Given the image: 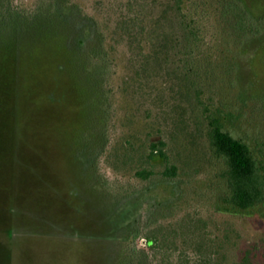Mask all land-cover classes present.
<instances>
[{
    "label": "rangeland",
    "instance_id": "rangeland-1",
    "mask_svg": "<svg viewBox=\"0 0 264 264\" xmlns=\"http://www.w3.org/2000/svg\"><path fill=\"white\" fill-rule=\"evenodd\" d=\"M6 1L33 15L0 0V264H264V203L222 200L209 139L218 120L264 166V34L181 0L189 73L176 0Z\"/></svg>",
    "mask_w": 264,
    "mask_h": 264
},
{
    "label": "trees",
    "instance_id": "trees-1",
    "mask_svg": "<svg viewBox=\"0 0 264 264\" xmlns=\"http://www.w3.org/2000/svg\"><path fill=\"white\" fill-rule=\"evenodd\" d=\"M2 3L1 11L4 15H11L12 12L18 14L21 21H28L31 19L33 13H29L14 8L4 0ZM223 17H227L228 22L232 25L235 32L242 35H258L264 34V10L262 15L255 16L251 9L252 0H219ZM181 0H176L177 5V19L180 24L181 35L180 38L184 41L183 49L178 51L187 58L186 63L182 70L193 72L192 59L198 55L199 44L198 40L201 38L198 33V27H194L191 23L187 22L186 16L182 12ZM229 14V16H228ZM169 54V51H167ZM108 55L107 52L99 51L94 55L104 56ZM166 54V55H167ZM168 56V55H167ZM184 57H181L182 60ZM167 58V57H166ZM184 62V61H183ZM189 64V65H188ZM188 73V74H189ZM210 146L213 153L218 156L224 163L225 169L221 174L225 184V194L223 201L235 208L249 209L258 204L264 203V166L258 160L249 144L244 140L234 137L230 132L224 129L223 124L216 120L212 123L209 133ZM165 142L152 143L150 157L154 158L159 156L163 161H168V155L164 150ZM137 175L142 178H147L151 175V171L142 170L137 172ZM164 175L174 177L177 175V167L173 164L167 165ZM156 235V234H155ZM157 236H147V243L153 247L157 242ZM145 254V250H141ZM250 256H244V264L249 263Z\"/></svg>",
    "mask_w": 264,
    "mask_h": 264
}]
</instances>
